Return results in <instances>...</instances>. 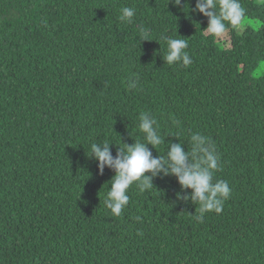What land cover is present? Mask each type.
Masks as SVG:
<instances>
[{
  "label": "trees",
  "instance_id": "1",
  "mask_svg": "<svg viewBox=\"0 0 264 264\" xmlns=\"http://www.w3.org/2000/svg\"><path fill=\"white\" fill-rule=\"evenodd\" d=\"M168 3L0 0V264H264V0H240L243 26L219 40L196 0ZM165 37L188 39L189 67L165 63ZM141 112L165 138L154 156L213 140L231 188L220 214L196 221L173 176L133 185L119 216L105 207L115 173L90 144L115 156L142 139Z\"/></svg>",
  "mask_w": 264,
  "mask_h": 264
},
{
  "label": "clouds",
  "instance_id": "2",
  "mask_svg": "<svg viewBox=\"0 0 264 264\" xmlns=\"http://www.w3.org/2000/svg\"><path fill=\"white\" fill-rule=\"evenodd\" d=\"M169 3L179 7L181 0H169ZM189 11L207 18V27L202 32L216 40L224 37L229 29H241L246 15L240 0H196L195 8H189ZM134 16V8L126 6L120 9L121 22L130 24ZM164 39L167 51L162 58L165 63L189 67L192 59L187 51L188 39L169 37ZM140 41H151L148 31L141 29ZM126 84L128 88L136 89L139 87V80L133 76ZM176 123L173 121L174 125ZM138 127L143 134L142 139L129 145L122 143L120 138L121 146L117 147L115 156L110 147L114 143L100 141L90 144L89 157L97 161L100 174H103L105 168L115 173L108 183L110 187L104 201L105 207L113 215L119 216L129 204L128 193L133 185L144 193L154 188L152 183L154 178L173 176L178 181L181 192L191 190L190 195L181 197L177 194V198L186 202L190 200L199 206V214L195 212L192 215L196 221L203 222L208 213L220 214L225 201L231 196V188L227 181L215 179L221 164L213 140L199 132H193L190 134L189 147L186 151L178 134L170 135L180 142H169L163 156H154L152 149L156 150L158 146L165 144L160 123L150 112H141Z\"/></svg>",
  "mask_w": 264,
  "mask_h": 264
}]
</instances>
